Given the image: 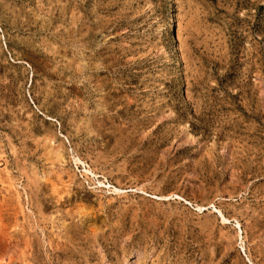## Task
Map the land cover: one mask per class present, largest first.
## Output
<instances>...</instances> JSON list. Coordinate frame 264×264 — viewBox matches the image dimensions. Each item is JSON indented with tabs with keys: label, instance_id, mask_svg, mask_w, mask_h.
Masks as SVG:
<instances>
[{
	"label": "rangeland",
	"instance_id": "374dc122",
	"mask_svg": "<svg viewBox=\"0 0 264 264\" xmlns=\"http://www.w3.org/2000/svg\"><path fill=\"white\" fill-rule=\"evenodd\" d=\"M0 264H264V0H0Z\"/></svg>",
	"mask_w": 264,
	"mask_h": 264
}]
</instances>
